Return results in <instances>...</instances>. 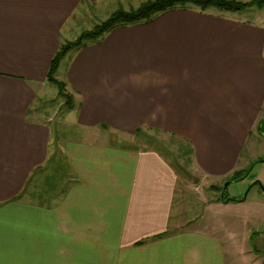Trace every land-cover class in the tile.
<instances>
[{
	"label": "crops",
	"instance_id": "0c3cea01",
	"mask_svg": "<svg viewBox=\"0 0 264 264\" xmlns=\"http://www.w3.org/2000/svg\"><path fill=\"white\" fill-rule=\"evenodd\" d=\"M105 1L0 0V264H264L246 229L234 242L186 211L172 218L179 175L154 148L51 149L48 124L31 118L64 27ZM263 49L262 27L176 9L69 52L60 80L77 127L175 136L203 178L223 180L261 120Z\"/></svg>",
	"mask_w": 264,
	"mask_h": 264
},
{
	"label": "rangeland",
	"instance_id": "374dc122",
	"mask_svg": "<svg viewBox=\"0 0 264 264\" xmlns=\"http://www.w3.org/2000/svg\"><path fill=\"white\" fill-rule=\"evenodd\" d=\"M145 1L147 0H107L96 7H90L88 10L83 9L82 14L76 15L64 27L61 33L62 43L72 41L81 32L92 29L95 25L106 20L116 9H136ZM236 1L248 2L250 0ZM193 10L198 11L194 8ZM205 13L217 14L245 24L264 28L263 7H251L240 12H232L215 7L207 9ZM65 66L66 61H63L56 74L58 80L63 75ZM33 86L36 96L31 118L35 122L43 123L44 121L48 124L51 131L49 140L51 149L56 148V146H58V150L64 149L65 141L66 144L69 142H93L102 145L122 144L131 146L135 144L138 147L148 146L138 135L133 136V138L129 137V135L121 136L115 134V137L110 138L104 135L95 136L86 128L77 127L75 110L68 111L66 109V106L63 105V100L57 97V88L55 86L47 82L43 85L34 84ZM68 92L70 93V91ZM154 135L163 143L162 148L171 152L168 157L175 160V164H177L179 176L175 187L172 218L183 223L185 216L182 210L186 211L188 217L195 219V226L208 225L210 228H220L224 231V234L228 235V239L234 242H239L243 239L242 229H246L248 234L246 241L259 254L260 260H264V217L260 218L257 223L241 222L243 219L241 214L264 209L263 202H260L262 204L251 202L252 199L264 198V190L258 185H252L255 181H258L264 188V104L261 110L260 123L248 137L241 152L238 166L235 168V172L233 171L239 177L234 181L229 180L230 183L227 185L225 184L228 182V176L223 180L220 178H203L201 171L194 164L189 148L185 149L188 153L183 151L184 147H181V144L184 143H180V141L165 133L154 132ZM148 147L152 148L151 146ZM68 170L69 168L66 169L67 174ZM224 185L225 188L223 189ZM251 185L252 187L248 189ZM211 186L213 187L211 188ZM222 191L223 196L220 199ZM227 199H229L228 202L226 201ZM180 215H183L182 218H180Z\"/></svg>",
	"mask_w": 264,
	"mask_h": 264
},
{
	"label": "trees",
	"instance_id": "16d2710c",
	"mask_svg": "<svg viewBox=\"0 0 264 264\" xmlns=\"http://www.w3.org/2000/svg\"><path fill=\"white\" fill-rule=\"evenodd\" d=\"M215 7L227 11L240 12L251 7L264 8V0H252L248 2H239L234 0H147L141 3L136 9H116L106 20L95 25L92 29L83 31L76 39L72 41H66L65 43H61L59 45L49 64L45 81L57 88V97L63 100V105L66 106L68 111H72L75 107L74 98L68 92L66 83L56 78L60 62L69 52L73 50H81L88 45L97 44L107 33L115 29L150 23L156 16L168 11L194 8L199 12H204L209 8ZM137 135L140 136L141 140L145 144L147 143L148 146H151L160 154L165 155L169 159L173 169L177 171V164H175V160L168 157L171 152L168 149L162 148L163 143L157 139V137L154 135V132L148 133L139 128L137 130ZM171 137L177 141H180V143H186L175 136ZM184 144H181V147H184L183 151H186L185 149L189 148V151L192 155L193 149L191 145L188 143L185 145ZM233 173L227 178L228 182H226L225 185L230 183L229 180L234 181L239 177Z\"/></svg>",
	"mask_w": 264,
	"mask_h": 264
},
{
	"label": "water",
	"instance_id": "95a60500",
	"mask_svg": "<svg viewBox=\"0 0 264 264\" xmlns=\"http://www.w3.org/2000/svg\"><path fill=\"white\" fill-rule=\"evenodd\" d=\"M264 162V161H263ZM248 174V173H247ZM246 174V175H247ZM252 185H258L262 190H264V188L261 186V184L258 182V181H255ZM252 185L248 188V189H250L251 187H252ZM224 188H225V185H224ZM223 188V189H224ZM222 196H223V191H222V193H221V197H220V199H222ZM245 198V197H244ZM244 200V199H243ZM227 202H228V199L226 200ZM225 202V201H224Z\"/></svg>",
	"mask_w": 264,
	"mask_h": 264
}]
</instances>
